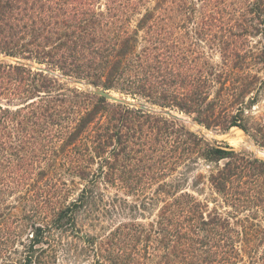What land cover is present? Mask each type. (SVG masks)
<instances>
[{
  "label": "trees",
  "instance_id": "trees-1",
  "mask_svg": "<svg viewBox=\"0 0 264 264\" xmlns=\"http://www.w3.org/2000/svg\"><path fill=\"white\" fill-rule=\"evenodd\" d=\"M0 56V264H264V161L51 75L264 148V0H0Z\"/></svg>",
  "mask_w": 264,
  "mask_h": 264
},
{
  "label": "rangeland",
  "instance_id": "rangeland-1",
  "mask_svg": "<svg viewBox=\"0 0 264 264\" xmlns=\"http://www.w3.org/2000/svg\"><path fill=\"white\" fill-rule=\"evenodd\" d=\"M133 25H136L134 22ZM0 61L5 62H14L11 59H8L4 56H0ZM214 61L220 62L219 54H214ZM19 62V61H16ZM39 69V68H38ZM40 70V69H39ZM46 73L49 71L45 70ZM52 76H56L63 85L69 89H78L81 92H91L96 93L94 86L87 81H77L67 77H64L59 71L56 72V75L53 73ZM112 96L120 98L123 100L122 103H117L110 101L114 104L126 105L131 109H142L149 113H156L158 115H163L168 118L170 121H174L178 126L189 130L200 137H203L207 142L215 145H221L222 147H231L236 153H242L249 157L257 158L264 161V148L259 147L255 144L253 139L248 136L244 131L239 128H232L226 133L217 130H207L204 127H201L193 121V119L186 114L180 113L175 110H166L163 111L160 107L153 105L149 102L143 101L139 98L128 97L124 94L119 93L118 91H108ZM98 95V94H97ZM100 96V95H99ZM167 113H170L167 114ZM252 115L254 117H263L264 118V96L261 98V102L253 109ZM228 151V150H226ZM224 162L220 163V166H223ZM216 169L215 165H208L204 161H199V164L195 171L188 175V190L190 193L198 197L201 201L209 204V210L212 211L217 208L223 214L229 213L230 209L226 208L221 197L215 192L211 184L209 183V176L211 172H214ZM203 176V177H201ZM201 177V178H200ZM69 179V178H68ZM78 182V179L70 178ZM194 182L197 187L193 188ZM77 191V190H76ZM113 192H115L113 190ZM122 194V193H121ZM124 194V193H123ZM122 194V195H123ZM129 201L132 202L136 198L128 197ZM158 213V210L155 209L151 214L147 213V220H144V223L154 220L155 215ZM58 264H72L71 260L68 258L64 259V256L60 258Z\"/></svg>",
  "mask_w": 264,
  "mask_h": 264
},
{
  "label": "water",
  "instance_id": "water-1",
  "mask_svg": "<svg viewBox=\"0 0 264 264\" xmlns=\"http://www.w3.org/2000/svg\"><path fill=\"white\" fill-rule=\"evenodd\" d=\"M40 70H42L41 68H39ZM96 93L102 97H105L106 99H108L109 101H113V102H117V103H122L123 100L117 97L112 96L110 93L102 91V90H96ZM170 115V113H167Z\"/></svg>",
  "mask_w": 264,
  "mask_h": 264
}]
</instances>
